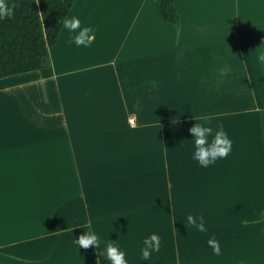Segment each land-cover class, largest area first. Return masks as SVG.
<instances>
[{
	"label": "crops",
	"instance_id": "obj_1",
	"mask_svg": "<svg viewBox=\"0 0 264 264\" xmlns=\"http://www.w3.org/2000/svg\"><path fill=\"white\" fill-rule=\"evenodd\" d=\"M175 6L179 26L160 0H77L67 19L91 27L88 46L63 27L48 69L0 79V264H99L95 246L74 243L89 229L129 264H251L242 221L264 226V0ZM205 121L233 142L208 168L189 131ZM153 232L161 249L142 261Z\"/></svg>",
	"mask_w": 264,
	"mask_h": 264
},
{
	"label": "trees",
	"instance_id": "obj_2",
	"mask_svg": "<svg viewBox=\"0 0 264 264\" xmlns=\"http://www.w3.org/2000/svg\"><path fill=\"white\" fill-rule=\"evenodd\" d=\"M12 15L0 19V79L46 70L50 50L59 40L63 21L77 0H7ZM160 15L179 26L175 0H160ZM264 220V212L261 214ZM107 242L99 237L96 247L99 264H111Z\"/></svg>",
	"mask_w": 264,
	"mask_h": 264
},
{
	"label": "clouds",
	"instance_id": "obj_3",
	"mask_svg": "<svg viewBox=\"0 0 264 264\" xmlns=\"http://www.w3.org/2000/svg\"><path fill=\"white\" fill-rule=\"evenodd\" d=\"M12 15V7L8 6L7 0H0V19L10 17ZM63 27L67 28L70 32H78L73 37V42L77 46L87 47L90 40L91 27H81V21L77 17L65 19L63 21ZM259 60L264 63V55L259 57ZM189 131L192 133L193 141V154L192 158L204 168H208L216 163L218 159L227 158L232 151V139L222 125H219L217 129L208 126V122L195 123ZM187 224L194 226L200 232H206V221L203 215L193 216L189 214L187 216ZM74 243L85 249L89 246H98L99 235L98 233L87 230L84 235H81L78 241ZM208 245L211 246L213 252L219 256L221 255L220 242L215 239H209ZM144 247L141 249V260L149 261L152 253L159 252L161 249V237L159 234L153 232L149 236L143 239ZM107 259L111 261V264H129V261L125 258L126 252L121 250L119 244L112 241H108L106 245Z\"/></svg>",
	"mask_w": 264,
	"mask_h": 264
},
{
	"label": "rangeland",
	"instance_id": "obj_4",
	"mask_svg": "<svg viewBox=\"0 0 264 264\" xmlns=\"http://www.w3.org/2000/svg\"><path fill=\"white\" fill-rule=\"evenodd\" d=\"M253 204V205H252ZM258 203H251L253 211ZM262 220V219H261ZM259 219L244 218L242 224L245 227V239L250 253L251 264H264V226L254 227Z\"/></svg>",
	"mask_w": 264,
	"mask_h": 264
},
{
	"label": "built area",
	"instance_id": "obj_5",
	"mask_svg": "<svg viewBox=\"0 0 264 264\" xmlns=\"http://www.w3.org/2000/svg\"><path fill=\"white\" fill-rule=\"evenodd\" d=\"M129 123L133 125L135 123V119H130Z\"/></svg>",
	"mask_w": 264,
	"mask_h": 264
}]
</instances>
